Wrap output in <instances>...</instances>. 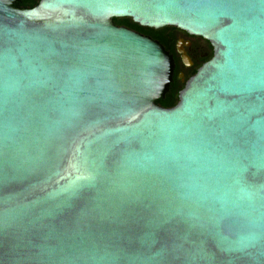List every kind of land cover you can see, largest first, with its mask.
<instances>
[{
    "label": "water",
    "instance_id": "obj_1",
    "mask_svg": "<svg viewBox=\"0 0 264 264\" xmlns=\"http://www.w3.org/2000/svg\"><path fill=\"white\" fill-rule=\"evenodd\" d=\"M0 264H264V0H0Z\"/></svg>",
    "mask_w": 264,
    "mask_h": 264
},
{
    "label": "flooded vegetation",
    "instance_id": "obj_2",
    "mask_svg": "<svg viewBox=\"0 0 264 264\" xmlns=\"http://www.w3.org/2000/svg\"><path fill=\"white\" fill-rule=\"evenodd\" d=\"M14 2L17 8L30 9L35 7L40 0H14ZM165 28L169 29L160 31L162 32L161 36L156 38H153L152 35H156L160 29H145V36L158 41L172 55L175 62V75L172 85L177 87V95H179L186 81L213 57V48L203 38L189 35L173 27Z\"/></svg>",
    "mask_w": 264,
    "mask_h": 264
},
{
    "label": "trees",
    "instance_id": "obj_3",
    "mask_svg": "<svg viewBox=\"0 0 264 264\" xmlns=\"http://www.w3.org/2000/svg\"><path fill=\"white\" fill-rule=\"evenodd\" d=\"M114 23L118 26H125L127 28H130L134 31H137L143 35L146 34L145 27H141L138 24L134 23L130 18H114L113 19ZM169 28H163L160 29L156 32V35H152L153 38H156L158 36H161L162 32L160 31H165ZM155 31V30H153ZM177 87L174 85H170L168 92L165 94V98L161 100H157V104L164 107V108H170L176 105L178 102V95H177Z\"/></svg>",
    "mask_w": 264,
    "mask_h": 264
}]
</instances>
